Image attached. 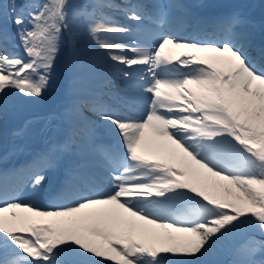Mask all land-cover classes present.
Listing matches in <instances>:
<instances>
[{
  "label": "bare ground",
  "instance_id": "bare-ground-1",
  "mask_svg": "<svg viewBox=\"0 0 264 264\" xmlns=\"http://www.w3.org/2000/svg\"><path fill=\"white\" fill-rule=\"evenodd\" d=\"M214 1L196 0L191 10L182 0H133L127 12L107 5L100 7L103 12L97 9L92 45L73 51L68 41L61 98L69 111L52 109L43 130V124L33 125L38 114L32 122L23 121L8 99L14 92L11 80L21 73L15 69L23 66L25 82L33 83L38 63L32 65L19 50L20 58L5 52L0 42V165L29 157L44 164L43 176L23 175L29 182L20 195L10 194L9 187L0 192V240L8 242L6 256L12 254L9 249L22 255L12 258L13 264H55L65 260L51 254L55 244L87 254V247L101 240L120 242L131 254L139 249L151 264H167L158 250L174 255L199 248L206 252L201 259H208L216 243L227 239H216L223 233L221 223H237L233 214L222 219L223 208L256 205L264 188L249 178L252 162L234 125L243 102L264 84L258 74L264 68V39L247 18L248 12L258 13L259 1L252 6L256 11L247 12ZM237 1L246 6L245 0ZM215 6L232 12L208 25L211 30H206L216 34L209 37L204 12ZM208 37L214 45L205 43ZM238 44L250 52L244 64H239ZM249 59L258 61L256 67L248 65ZM228 73L231 82L219 90ZM227 92L236 93V99L224 96ZM21 121L27 128H21L19 141H11L17 134L11 136L7 128ZM251 127L260 132L264 122L253 121ZM105 137L116 140L115 149L107 148ZM64 166L76 172L70 193L72 176ZM56 179L69 182L65 195L52 199ZM181 184L191 192L180 194ZM193 201L205 204L191 208ZM16 230L30 240L13 236Z\"/></svg>",
  "mask_w": 264,
  "mask_h": 264
},
{
  "label": "rangeland",
  "instance_id": "rangeland-1",
  "mask_svg": "<svg viewBox=\"0 0 264 264\" xmlns=\"http://www.w3.org/2000/svg\"><path fill=\"white\" fill-rule=\"evenodd\" d=\"M93 1L96 3L98 0ZM183 1L184 3L188 1L194 7V1L196 0ZM226 1L231 3V6L238 5L236 6L239 9L238 11L247 9L245 12L251 8L253 9L252 6L255 5L256 1H259V13L254 14L256 16L261 14L262 16L258 15L261 20L255 24L258 25L256 27L258 29L257 36L261 34V37L264 38V0H245V7H240L241 3L237 0H222V2L215 0L214 3H226ZM99 2V5L96 6L90 0H0V42H5L4 45L6 44L4 51L16 53L19 50L21 51V57L26 55L30 61L33 60L32 63L30 62L32 65L38 63L35 69L38 79L33 83L27 84L25 82L21 70L23 66L19 65L15 69L21 73L18 76H14L13 80H11L13 82L12 84H14L11 85L14 92L8 95V99L16 117H21L23 121L29 123L32 119L29 120L27 118L30 115L38 114L36 115L37 117H34L36 122L33 125L43 124L41 125V130H43L46 115L50 114L52 109L59 111L69 106H66L63 101L65 97L61 98L63 92H65V82L62 72L63 66L69 61L68 57L70 56L69 52L71 50L68 41L71 40L75 45L72 48L73 51H79L89 47L92 45L97 32L96 27L93 26L95 19L99 20L97 9L102 11L100 7L107 5L114 12H127V6L133 0H105L106 3H102L99 0ZM251 11L256 10L253 9ZM248 13L247 18L249 19L250 12ZM188 42L190 46H194L195 44L192 40ZM206 42L214 45V42L210 40H206ZM238 45V52H236L241 56L239 64H244L246 63L244 58L246 59L250 52L247 49H243L242 44ZM207 50L209 51L210 48H207ZM232 50L235 51V48L233 47ZM16 56L20 58V53H16ZM206 57L205 60H207ZM83 58L90 59L91 55L83 56ZM79 61L77 60L76 62L78 63ZM249 61L248 65L250 64L256 67L258 61L254 62L251 59ZM73 62L74 60L70 63L73 64ZM200 64L202 66H208L206 70L211 69L209 68V63ZM262 71L264 72V68L258 74L264 77ZM238 72H240L239 68H236L234 70L235 75L239 74ZM228 77L229 73L221 77L219 90H222V86L224 87L227 84L226 81L230 79ZM256 89L258 90H255L256 92L254 91V96L252 97V91L249 99L243 102L242 112L237 117L238 123L234 125V128L238 132L237 136L245 144V150L252 162L250 165L252 167V175H249V178L253 181L255 179L259 180L264 188V130L257 132L251 127L253 121L262 119L264 122V84ZM224 96L235 100L237 94L227 92ZM23 121L16 126L17 128L11 125L7 129L13 128L16 132H20L21 128H27V125ZM57 122L59 123V121ZM18 138L20 137H17L15 140L19 141ZM261 194L264 196V192H259L256 205L253 208L248 207L233 211L230 207L231 210L227 207L225 208L228 210L222 207L224 211L222 219L233 214L237 223L234 221L221 223L219 227L223 233L217 235L216 239L226 237L227 239H221L220 242L218 241L216 243L217 251L212 255V258L201 259L206 252L199 250V248L198 250H191L185 254L177 252L174 255H169L167 252L163 253L158 250L159 256H162L167 264H264V240L258 238L259 236L264 237V197H261ZM231 198L233 197L231 196ZM230 205L233 204L230 203ZM232 228H234V231L231 230ZM119 243H115L114 241L107 242L105 240H101L99 243H91L89 245L90 247H87L88 250L86 249L88 251L87 254L83 253V251L75 250L77 247H70L66 250V248L62 249L55 244L51 254H54L55 257L61 256V258L73 260L74 264L146 263V260L136 259L128 251L126 252L125 249L128 247H125L122 243L120 245ZM140 245L145 244L141 243ZM233 251L236 254L231 257L230 261L229 255H232ZM84 257H86V260ZM114 257L118 259V262Z\"/></svg>",
  "mask_w": 264,
  "mask_h": 264
}]
</instances>
